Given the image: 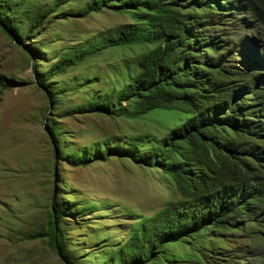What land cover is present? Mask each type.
Wrapping results in <instances>:
<instances>
[{
    "label": "trees",
    "instance_id": "16d2710c",
    "mask_svg": "<svg viewBox=\"0 0 264 264\" xmlns=\"http://www.w3.org/2000/svg\"><path fill=\"white\" fill-rule=\"evenodd\" d=\"M63 1L25 6V0H0V29L22 43ZM103 8L128 13L131 23L79 40L37 74L36 82L48 89L47 76L90 54L140 47L109 87L87 92L77 109L127 119L171 109L174 125L162 134L144 131L125 144L102 145L106 154L113 151L160 172L177 196L133 224L128 238L101 264H154L152 257L163 253L156 244L189 242L186 237L194 234L213 237L224 252L239 247L229 238L241 232L238 221L249 220L255 210L264 213V0H88L80 13ZM257 47L260 53L254 52ZM53 125H45L51 135ZM52 142L60 141L53 136ZM63 211L51 200L45 230L23 238L46 236L63 264H73L60 226ZM223 236L229 244H223ZM213 247L209 244L206 252ZM224 257L225 264H264V254L247 263Z\"/></svg>",
    "mask_w": 264,
    "mask_h": 264
},
{
    "label": "rangeland",
    "instance_id": "374dc122",
    "mask_svg": "<svg viewBox=\"0 0 264 264\" xmlns=\"http://www.w3.org/2000/svg\"><path fill=\"white\" fill-rule=\"evenodd\" d=\"M50 1L25 0V6ZM63 2L22 43L0 29V264H63L46 236L23 238L45 230L53 199L64 207L60 226L73 264H101L106 253L128 238L133 224L177 196L160 172L113 151L106 154L102 145H122L144 131L162 134L174 125L171 109L150 110L144 119L77 109L87 92L109 87L124 72V61L141 52L140 47H108L90 54L47 76L48 89L36 82L37 74L79 40L131 23L121 10L103 8L83 15L88 0ZM245 32L257 36L256 31ZM260 51L257 47L254 52ZM73 84L81 87H70ZM63 85L67 88L60 92ZM50 123L53 135L46 127ZM101 151L106 155L99 157ZM77 158L85 162L75 164ZM255 211L249 220L239 221L241 232L229 237L238 241L234 251L218 250L213 237L194 234L186 237L189 242L180 238L156 244L163 253L152 257L153 263L225 264L223 256L247 263L264 254V214ZM223 238V244H229L228 237ZM209 244L214 246L211 253L206 252Z\"/></svg>",
    "mask_w": 264,
    "mask_h": 264
},
{
    "label": "clouds",
    "instance_id": "9594fccd",
    "mask_svg": "<svg viewBox=\"0 0 264 264\" xmlns=\"http://www.w3.org/2000/svg\"><path fill=\"white\" fill-rule=\"evenodd\" d=\"M257 213H259V214H261L259 211L257 212ZM264 214V213H263ZM263 219L262 220H264V216L262 217ZM250 219V218H249ZM241 221V220H240ZM239 222V221H238ZM236 233V232H235ZM238 233V232H237ZM202 264H204L203 262H202Z\"/></svg>",
    "mask_w": 264,
    "mask_h": 264
}]
</instances>
